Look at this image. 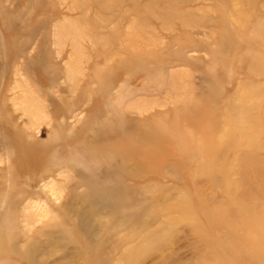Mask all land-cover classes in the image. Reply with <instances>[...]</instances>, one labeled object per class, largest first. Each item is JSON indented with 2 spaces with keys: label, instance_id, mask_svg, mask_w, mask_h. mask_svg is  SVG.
<instances>
[{
  "label": "rangeland",
  "instance_id": "1",
  "mask_svg": "<svg viewBox=\"0 0 264 264\" xmlns=\"http://www.w3.org/2000/svg\"><path fill=\"white\" fill-rule=\"evenodd\" d=\"M0 264H264V0H0Z\"/></svg>",
  "mask_w": 264,
  "mask_h": 264
}]
</instances>
